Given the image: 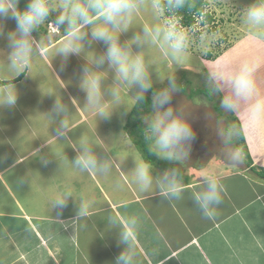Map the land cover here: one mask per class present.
Segmentation results:
<instances>
[{
  "label": "clouds",
  "instance_id": "clouds-1",
  "mask_svg": "<svg viewBox=\"0 0 264 264\" xmlns=\"http://www.w3.org/2000/svg\"><path fill=\"white\" fill-rule=\"evenodd\" d=\"M189 0H28L25 7L20 0H0V40H6V48H0V56L12 79L0 88V109L16 106L20 91L13 81L26 69L37 53L44 48V42L34 33L50 21L62 29L64 39L55 48V57H60L59 71L63 72L72 57L84 62L78 72V88L84 93V106L98 121H110L113 116L123 120L136 104L150 101L149 110L142 117L143 137L148 151L158 160L171 167L157 169L142 156L133 155V166L127 175L137 191L172 201L182 198L183 170L180 167L190 160L198 140L194 126L197 117L194 109L175 97L184 94V87L173 73L159 75L160 61L182 68L190 59L189 36L205 22V14H197L196 22L189 29L180 25L179 13ZM151 9V22L136 30L134 21L141 11ZM161 10L168 18L161 22ZM242 19L259 29L264 27V0H251L241 8ZM15 21V27L6 31V22ZM130 36L125 34L133 30ZM125 36L124 39H121ZM100 50L97 51V47ZM156 49L158 57L150 55ZM264 66V56L245 58L237 65L210 67L204 83L208 93L219 97V108L224 113L246 112L250 117L264 120V90L261 89L257 73ZM30 73V72H29ZM27 73V74H29ZM109 77L111 80L109 82ZM159 85V86H157ZM150 93V99L148 94ZM127 98H126V95ZM44 95L55 99L47 113L50 123L56 126L51 131L57 142L71 141L73 132L70 119L71 107L64 96L55 93ZM70 100L76 99L70 97ZM206 119L213 121V131L218 141L217 150L227 162L238 164L244 153L237 141L243 134L238 123L216 119L215 114L206 113ZM113 136L97 139L82 134L69 144L75 157L55 155L59 168L70 167L74 174L111 179L116 188L123 189L119 178L114 177L117 164H123L127 157L118 158L110 150ZM45 146L49 147L46 141ZM40 162L47 167L52 161L41 155ZM24 160H17L21 163ZM31 170L17 177L19 185H31L34 179ZM225 194L221 177L214 170L200 174L199 182L191 191V199L204 218L213 219ZM72 204L75 215L69 221H79L95 213L98 200L90 189L76 192L69 183L63 190H53L48 196V206L60 218ZM108 225L117 227V244L123 245L114 264H136L137 248L135 231L136 216L120 218L109 214Z\"/></svg>",
  "mask_w": 264,
  "mask_h": 264
},
{
  "label": "crops",
  "instance_id": "crops-1",
  "mask_svg": "<svg viewBox=\"0 0 264 264\" xmlns=\"http://www.w3.org/2000/svg\"><path fill=\"white\" fill-rule=\"evenodd\" d=\"M230 1V6L235 10L239 2ZM27 2L28 0H20L19 6L23 8ZM52 15L55 16V13ZM14 27L15 21L8 20L5 30L10 31ZM62 32L57 40L45 44L37 55L45 56L46 52L50 59H55L51 64L59 61L60 57H55V50L52 49L64 39L65 33ZM6 45V40H0V48H6ZM258 54L264 56V31L244 35L219 54V57L216 56V60L208 63H213L212 67L237 65L243 59L253 58ZM40 58L39 62L36 60L34 67L29 66L26 69V74L20 81L15 82L18 89L29 77L45 78L41 73L46 72L50 63H46L47 57ZM35 67L38 68L35 70L39 71L38 75L30 71ZM68 78L70 80L66 84L73 85L70 75ZM257 78L261 89L264 90V66L257 73ZM0 79H12L2 56ZM61 79L60 77L59 80ZM28 83V88L24 89L23 93L20 92L15 107L0 109V158L8 159L5 163L0 160V264H114L123 245L117 244L119 229L109 228V214L120 218H138L135 231L136 264H264V176L259 174V171H264V120L250 117L246 112L230 113L232 119H236L243 129V141L251 157V165L233 164L222 157H216L213 164L198 168L180 165L185 177V192L181 199L172 201L142 194L131 183L127 169L133 166L132 156L141 154L127 140L123 121L124 140L109 146L115 156L119 154L123 157L126 156L124 152H127V161L121 165L124 174L121 176L117 167L113 173L114 177L118 174L123 178V182L126 181L122 189L123 194L119 197L115 192H108V196L107 192L104 194L106 198H120L121 202L102 210L96 207L95 213L89 218L69 221L75 215L71 202L63 215L56 218V212H50L48 206L49 194L53 190H63V179L66 172H70V183L74 185L77 193L83 189L82 184H86L83 179L89 177L87 184L90 186L86 187L90 188L93 194L97 192L94 196L99 202L97 184L100 178L94 174L76 175L66 166L59 168V161L51 155L56 146L58 157H61V152L69 151L67 148L62 149L65 141L56 143L54 148L51 144L49 147L39 148L40 152L52 161L47 167L41 164L39 158H34L38 152L35 143L31 142L36 139L35 129L41 125L38 122L42 123V118H49L43 115L46 111L41 107L42 104H38V101L46 102L44 88L38 90L35 86L39 85L30 81ZM49 109L50 107L48 111ZM77 113L71 110V121L80 115H83L82 118L86 117L84 112ZM26 122L29 123L28 127L32 126L30 129L34 137L29 145L33 148L26 143L27 136L24 135L21 139L18 137L26 130ZM48 123L51 130V124L54 123ZM86 131L88 132L87 128ZM39 142L45 141L39 139ZM15 144L18 147L21 144L22 148H16ZM65 144L67 147V143ZM18 159L24 161L16 163ZM251 167L257 171H253ZM41 168L49 169L50 176L43 174ZM51 168L55 169L54 173ZM209 169L221 177L225 186L222 203L213 219L204 218L191 199V191L198 184L200 174ZM29 170L35 172L32 184L19 185L17 177ZM107 181L109 186L113 185L111 179Z\"/></svg>",
  "mask_w": 264,
  "mask_h": 264
},
{
  "label": "rangeland",
  "instance_id": "rangeland-1",
  "mask_svg": "<svg viewBox=\"0 0 264 264\" xmlns=\"http://www.w3.org/2000/svg\"><path fill=\"white\" fill-rule=\"evenodd\" d=\"M232 1L239 2L236 4L237 8L235 10L230 6L231 4L230 0H207L208 5H207L206 10H208V12L212 14L213 22L206 28L199 25L197 30L194 33L190 34L189 45H188L190 59L182 68H177L175 65L171 63H166L164 61H160L158 64L157 73L159 75L173 73L176 75L178 81L184 87V94H180L177 97H175L174 103L176 101L181 100L183 104L193 107L194 115L197 117V123L194 126L196 127L198 131V140L194 146L190 160L182 164L184 166L192 165V166H196L195 168H198L203 165L206 166L208 164H213V162L216 160V157H221L219 151L217 150L218 141L213 131V121L211 119L205 118L206 113L215 114L216 119H222L229 123H237L236 119H232V117L230 116V113H224L219 108V97L212 96L208 93L207 87L204 83L205 74L207 73L209 68L212 67V64H213L212 63L210 65L208 61L216 60V56L226 51L227 47H230L233 43H235L237 40H239L244 35L248 36V34H257L258 31H264L263 27L257 29L253 27L252 25H249L248 23H246L241 17L240 6L248 4L249 2H251V0H232ZM152 2L153 0H148L149 4H151ZM52 19L54 20L55 16L52 15V17H50V21ZM151 19H152V16H151L150 8L147 10L141 11L134 21L136 30H139L140 25L146 22H151ZM166 19L167 17L164 14V11L161 10V22H163V20H166ZM50 21L45 22V24L39 28L38 32L34 33V36H37L39 40H42L44 42V45L50 44L52 41L57 40V37L61 36L62 29L57 28L54 25V23ZM132 31H134V29L130 30L129 33L125 35L130 36L132 34ZM124 38L125 36L121 37V39H124ZM96 47H97V51H99L100 46H96ZM53 50L55 49L53 48L52 51ZM149 54L152 55L153 57L159 56V53L157 52L156 49H151ZM40 57H42L43 59L47 57L46 63H50L55 60L53 58L50 59V57L47 56L46 52H45V56L38 54L31 61L30 68L35 66L36 60L37 62H39L38 59L41 60ZM83 62H84L83 60L74 56L71 58L69 65L67 66L65 71L60 72L59 71L60 59H59V61L57 62H53L52 64L50 63V65L48 64L49 68L46 69V72L42 71L41 76H45V78L42 77L39 79L38 76L29 77L28 78L29 80L26 79L25 83H22L21 85H19L20 86L19 90L21 93L24 92V89L28 88L27 87L29 86L28 82L30 81V83L39 85V86H35L36 89L43 90L44 88L43 91L45 94L50 93V92L55 93L58 96L62 94L64 96L65 101L69 103L72 112H76V113L80 111L84 112L86 116L85 118H82L83 115H80L79 116L80 119L78 117L75 120L71 121L73 124V132H70L69 136L72 140L64 142V147L62 149L67 148L69 151L61 152V158L64 154L69 159H73L75 157L74 150L71 148H68L70 147L68 145L71 143H74L75 140L82 134L93 135L98 140L101 138L103 139L108 136H113V139H114L113 145H117L120 141L124 140L125 138L124 132L122 130V124H123V121L125 122L126 117H124L123 120H121L120 118L113 116V118L110 121H98L97 122L95 115L91 113V111L88 110L86 106H84V93L81 92L78 88V72H79L80 65ZM37 66L39 65L37 64ZM36 69L38 68L35 67L34 69H30V71L34 73V75L36 74L38 75L39 71L38 70L35 71ZM182 73L184 74V78L187 77L190 80V83L187 86H185V84L183 83L184 79H180V76L182 75ZM69 75L72 78L71 80L74 84L68 86L66 83H68L67 81L70 80L68 78ZM60 77L62 78L61 80H59ZM110 80H111V77H109V82ZM180 80H182V82ZM39 82L42 84V86L41 84H38ZM197 88H198V91L203 92V94L195 93L192 95V97L187 96V93L190 89L192 90V92H195ZM148 96L150 97V93L148 94ZM46 97H47L46 102L44 100L42 102L38 101V104H42L41 107L43 106L44 111H46V114H43V115L47 117L48 107H51L55 97L49 96V95H46ZM70 97H75L76 99L70 100L69 99ZM126 98H127V95H126ZM44 105H47L48 107L46 108ZM77 114L79 115V113ZM29 115L30 113L28 114V116ZM70 117H72V115H70ZM44 121L46 125H44ZM49 121H50L49 119L44 120L42 118V123L38 122L41 125L37 126L35 129V133H36L35 142L31 141L32 137L34 136H32L33 135L32 130H31L32 126L28 127V124H29L28 122H26V125H27L26 130L22 131L18 135V137L21 139L22 136L24 135L27 136L26 143L28 145L30 144V141L32 143H35V146L37 147L36 150H39V148L42 149V147H45L44 143L46 141H48L49 144H51L50 145L51 147L55 146L56 143L58 142L52 138L51 131L56 125L51 124L52 129L50 130L49 129L50 124L48 123ZM44 128H48V130ZM86 128L88 132L86 131ZM39 139L40 140L44 139L45 142L40 143ZM65 143H67V147ZM237 143L239 147H242L240 140H238ZM16 144H15L16 148H19V149L22 148L21 144H19V147ZM28 145H26V147ZM29 147L33 148L32 145H29ZM57 148L58 147L56 146L55 151H53V154L51 155V157L55 158L56 153H58L56 151ZM124 153H126V156H127V152H124ZM246 154H248V158ZM41 155H43L42 152H41ZM126 156H123V157H126ZM39 157H40V153L37 152L34 158L37 159ZM116 157L123 158L119 156V154L116 155ZM0 160H2L5 163L8 159L4 157V158H0ZM248 162L252 163V160L247 151V152H244L243 162H240L238 164H241L242 166L249 165ZM124 163L125 161L123 162V164ZM117 168L119 169V171H121V176H122L124 172H123V169L121 168L120 163L117 164ZM41 170L43 174L50 176L49 169L41 168ZM51 170H52V173H54L53 171L55 169L51 168ZM253 171H257V170L254 169ZM66 173L67 174L63 179L64 181L63 183H65V186L69 184L70 179H72L71 177L72 173L70 172L69 173L66 172ZM121 176L117 174L116 178H119L121 182L123 183V185H125L126 181L123 182V178ZM88 179L89 177H87L86 179L85 178L83 179L84 181H86V184L83 181L85 185L82 184L83 189L81 190L88 188L86 187L88 185L87 184ZM79 180L82 182L81 178H79ZM97 185H99L98 186L99 204L97 205V207L101 208V210L104 208L106 209L107 207H111L121 202L120 198L110 199V198H106L104 194L105 192H107L106 195L108 196V192L109 194L110 192H115L116 194H118L117 197H119L123 194L122 190H120L119 188H116L114 185L109 186L108 181L102 178H100L99 184ZM72 186L74 187V185ZM79 187H81L80 183H79ZM93 190L94 192H96V188L93 187ZM94 194L96 195L97 192ZM99 208H97L98 211H99Z\"/></svg>",
  "mask_w": 264,
  "mask_h": 264
},
{
  "label": "trees",
  "instance_id": "trees-1",
  "mask_svg": "<svg viewBox=\"0 0 264 264\" xmlns=\"http://www.w3.org/2000/svg\"><path fill=\"white\" fill-rule=\"evenodd\" d=\"M161 3H163V0L160 1ZM208 5L207 0H189L188 5L181 10V12L179 13L180 16V25L183 28H191V26L196 22L197 19V14L200 12H203L205 14V22L200 24L203 27H207L209 26L212 22H213V16L212 14H210L208 12V10H206ZM164 11V10H162ZM164 14L166 15V17L168 18V14L166 11H164ZM24 76V74H21L19 77H17L13 83L19 81L22 77ZM180 79H184V84L185 86H187L190 83V80L186 77L184 78V74L182 73V75L180 76ZM11 79L9 80H1L0 79V86L3 85H7L10 82ZM182 82V80H180ZM197 91V92H196ZM195 92H192V90L190 89L187 93L188 97H192L193 94L195 93H202L201 91H198V88L196 89ZM205 95V94H204ZM150 99V97H149ZM150 104V101H145L144 104H136L133 108L132 111L128 113V115L126 116V120L124 122V132L127 136V140L140 152L141 156L143 157V159L147 162H151L154 166H157L159 168H165V167H171V165L167 164L164 161H160L158 160L154 155H152L149 151H148V146L147 143L144 140L143 137V129H142V121H141V117L142 115L147 112L149 110L148 105ZM237 123L239 124V122L237 121ZM240 143H241V150L244 152H247L246 147L244 145V141H243V135L240 137ZM247 158H248V154H246ZM249 161V159H248ZM250 166L251 163L248 162ZM252 170H254V168L251 167ZM259 174L261 177L264 176V171H259ZM185 179V177L183 176V180Z\"/></svg>",
  "mask_w": 264,
  "mask_h": 264
}]
</instances>
